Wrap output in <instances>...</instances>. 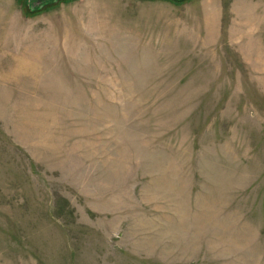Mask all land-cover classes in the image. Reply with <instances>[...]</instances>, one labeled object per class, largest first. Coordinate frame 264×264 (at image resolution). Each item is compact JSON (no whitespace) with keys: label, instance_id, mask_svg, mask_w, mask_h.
Here are the masks:
<instances>
[{"label":"rangeland","instance_id":"374dc122","mask_svg":"<svg viewBox=\"0 0 264 264\" xmlns=\"http://www.w3.org/2000/svg\"><path fill=\"white\" fill-rule=\"evenodd\" d=\"M0 0V264H264V0Z\"/></svg>","mask_w":264,"mask_h":264},{"label":"water","instance_id":"95a60500","mask_svg":"<svg viewBox=\"0 0 264 264\" xmlns=\"http://www.w3.org/2000/svg\"><path fill=\"white\" fill-rule=\"evenodd\" d=\"M54 1L56 2L57 0H32L33 2V6H32V10L34 9H40L41 7H43L45 4Z\"/></svg>","mask_w":264,"mask_h":264},{"label":"trees","instance_id":"16d2710c","mask_svg":"<svg viewBox=\"0 0 264 264\" xmlns=\"http://www.w3.org/2000/svg\"><path fill=\"white\" fill-rule=\"evenodd\" d=\"M58 1H60V0H58ZM175 1L180 2L181 0H175Z\"/></svg>","mask_w":264,"mask_h":264}]
</instances>
